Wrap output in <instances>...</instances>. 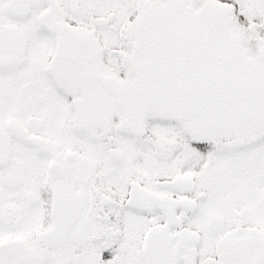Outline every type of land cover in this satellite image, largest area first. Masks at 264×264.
I'll return each instance as SVG.
<instances>
[{"label": "snow or ice", "instance_id": "6c2138e0", "mask_svg": "<svg viewBox=\"0 0 264 264\" xmlns=\"http://www.w3.org/2000/svg\"><path fill=\"white\" fill-rule=\"evenodd\" d=\"M0 264H264V0H0Z\"/></svg>", "mask_w": 264, "mask_h": 264}]
</instances>
